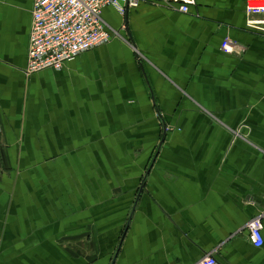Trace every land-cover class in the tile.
Instances as JSON below:
<instances>
[{"label":"crops","instance_id":"1","mask_svg":"<svg viewBox=\"0 0 264 264\" xmlns=\"http://www.w3.org/2000/svg\"><path fill=\"white\" fill-rule=\"evenodd\" d=\"M33 7L0 0V264H264L247 228L264 211V16L107 6L111 42L29 73Z\"/></svg>","mask_w":264,"mask_h":264},{"label":"built area","instance_id":"2","mask_svg":"<svg viewBox=\"0 0 264 264\" xmlns=\"http://www.w3.org/2000/svg\"><path fill=\"white\" fill-rule=\"evenodd\" d=\"M144 0H34L27 70L35 73L47 69L60 71L66 62L87 51L111 42L116 31L102 17L103 9L115 7L121 14L137 8ZM168 6L188 13L196 0H164ZM251 2L260 5L252 6ZM247 10L264 16V0H247ZM264 32V18L250 21ZM222 49L228 54L240 53L243 47L226 39ZM254 246L264 245V211L247 223ZM195 264H222L214 254Z\"/></svg>","mask_w":264,"mask_h":264},{"label":"bare ground","instance_id":"3","mask_svg":"<svg viewBox=\"0 0 264 264\" xmlns=\"http://www.w3.org/2000/svg\"><path fill=\"white\" fill-rule=\"evenodd\" d=\"M250 4H251L252 6L260 5L259 2H251Z\"/></svg>","mask_w":264,"mask_h":264}]
</instances>
